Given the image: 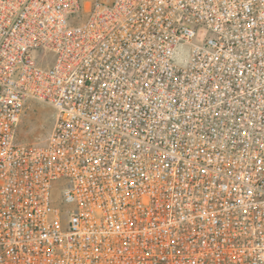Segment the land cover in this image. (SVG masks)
Segmentation results:
<instances>
[{"label":"built area","instance_id":"built-area-1","mask_svg":"<svg viewBox=\"0 0 264 264\" xmlns=\"http://www.w3.org/2000/svg\"><path fill=\"white\" fill-rule=\"evenodd\" d=\"M0 264H264V0H0Z\"/></svg>","mask_w":264,"mask_h":264},{"label":"rangeland","instance_id":"rangeland-1","mask_svg":"<svg viewBox=\"0 0 264 264\" xmlns=\"http://www.w3.org/2000/svg\"><path fill=\"white\" fill-rule=\"evenodd\" d=\"M55 110L41 103H33L22 118L19 138L26 142H42L52 132Z\"/></svg>","mask_w":264,"mask_h":264}]
</instances>
